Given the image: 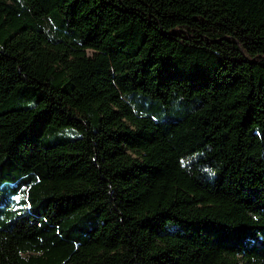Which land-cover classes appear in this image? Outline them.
Instances as JSON below:
<instances>
[{"label": "trees", "instance_id": "trees-1", "mask_svg": "<svg viewBox=\"0 0 264 264\" xmlns=\"http://www.w3.org/2000/svg\"><path fill=\"white\" fill-rule=\"evenodd\" d=\"M5 205L0 264H264V0H0Z\"/></svg>", "mask_w": 264, "mask_h": 264}, {"label": "rangeland", "instance_id": "rangeland-1", "mask_svg": "<svg viewBox=\"0 0 264 264\" xmlns=\"http://www.w3.org/2000/svg\"><path fill=\"white\" fill-rule=\"evenodd\" d=\"M4 189H9V191L7 192V194L9 196L10 200H12V199H14L16 197V194L12 193L11 185H5L4 186ZM6 206H8V205H5L4 207L3 206H0V209H4ZM0 216H1V213H0ZM3 217H5V216L2 215L0 217V219H2ZM0 225L1 226L8 225V219L7 218H4L2 221H0Z\"/></svg>", "mask_w": 264, "mask_h": 264}, {"label": "snow or ice", "instance_id": "snow-or-ice-1", "mask_svg": "<svg viewBox=\"0 0 264 264\" xmlns=\"http://www.w3.org/2000/svg\"><path fill=\"white\" fill-rule=\"evenodd\" d=\"M17 199H19V197H17Z\"/></svg>", "mask_w": 264, "mask_h": 264}]
</instances>
